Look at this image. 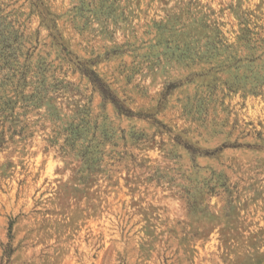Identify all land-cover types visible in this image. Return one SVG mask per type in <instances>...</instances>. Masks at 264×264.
Instances as JSON below:
<instances>
[{
    "label": "rangeland",
    "instance_id": "obj_1",
    "mask_svg": "<svg viewBox=\"0 0 264 264\" xmlns=\"http://www.w3.org/2000/svg\"><path fill=\"white\" fill-rule=\"evenodd\" d=\"M0 264H264V0H0Z\"/></svg>",
    "mask_w": 264,
    "mask_h": 264
}]
</instances>
